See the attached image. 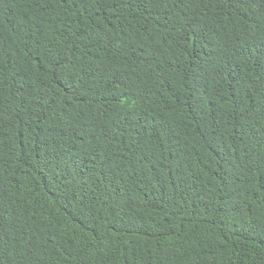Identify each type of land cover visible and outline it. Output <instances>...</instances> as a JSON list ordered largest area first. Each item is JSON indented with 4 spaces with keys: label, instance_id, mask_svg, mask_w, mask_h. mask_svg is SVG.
<instances>
[{
    "label": "trees",
    "instance_id": "1",
    "mask_svg": "<svg viewBox=\"0 0 264 264\" xmlns=\"http://www.w3.org/2000/svg\"><path fill=\"white\" fill-rule=\"evenodd\" d=\"M0 264H264V0H0Z\"/></svg>",
    "mask_w": 264,
    "mask_h": 264
}]
</instances>
